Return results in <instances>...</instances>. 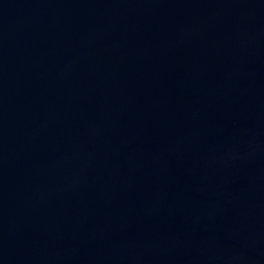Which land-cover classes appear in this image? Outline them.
<instances>
[{"label": "water", "instance_id": "1", "mask_svg": "<svg viewBox=\"0 0 264 264\" xmlns=\"http://www.w3.org/2000/svg\"><path fill=\"white\" fill-rule=\"evenodd\" d=\"M0 264H264V0H0Z\"/></svg>", "mask_w": 264, "mask_h": 264}]
</instances>
